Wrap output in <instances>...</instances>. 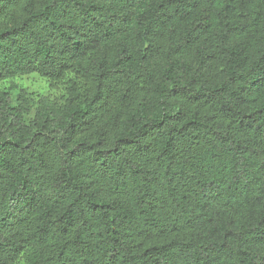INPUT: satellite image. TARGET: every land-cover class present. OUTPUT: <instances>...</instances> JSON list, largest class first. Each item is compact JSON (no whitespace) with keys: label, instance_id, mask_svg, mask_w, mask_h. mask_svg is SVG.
<instances>
[{"label":"trees","instance_id":"obj_1","mask_svg":"<svg viewBox=\"0 0 264 264\" xmlns=\"http://www.w3.org/2000/svg\"><path fill=\"white\" fill-rule=\"evenodd\" d=\"M0 264H264V0H0Z\"/></svg>","mask_w":264,"mask_h":264},{"label":"rangeland","instance_id":"obj_2","mask_svg":"<svg viewBox=\"0 0 264 264\" xmlns=\"http://www.w3.org/2000/svg\"><path fill=\"white\" fill-rule=\"evenodd\" d=\"M14 83L21 87H25L27 91L31 92L33 95L48 91L46 87L47 83L45 82V80L35 75H27L17 78L14 80ZM7 85L8 84H4L2 85V87H5Z\"/></svg>","mask_w":264,"mask_h":264}]
</instances>
